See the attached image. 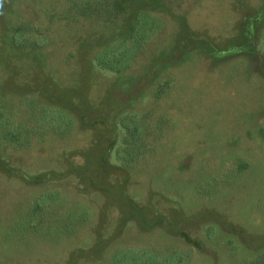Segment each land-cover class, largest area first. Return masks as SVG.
I'll return each mask as SVG.
<instances>
[{
    "label": "rangeland",
    "instance_id": "obj_1",
    "mask_svg": "<svg viewBox=\"0 0 264 264\" xmlns=\"http://www.w3.org/2000/svg\"><path fill=\"white\" fill-rule=\"evenodd\" d=\"M60 1L0 0V102L18 110L29 98L71 117L62 136L0 148V264H109L117 245L189 247L185 264H242L262 250L264 138L256 121L264 118V15L251 38L238 31L243 13L264 0H176L165 31L128 74L92 60L123 26L64 19ZM21 20L46 36L31 52L6 42L5 30ZM205 39L230 51L212 58L200 48ZM163 79L171 85L153 101ZM147 107L173 122L157 152L134 167L101 161L118 117ZM234 154L243 165L233 174L226 164ZM209 179L213 188H204ZM50 189L59 192L57 208L75 215L73 228L57 237L13 234L10 222Z\"/></svg>",
    "mask_w": 264,
    "mask_h": 264
},
{
    "label": "trees",
    "instance_id": "obj_2",
    "mask_svg": "<svg viewBox=\"0 0 264 264\" xmlns=\"http://www.w3.org/2000/svg\"><path fill=\"white\" fill-rule=\"evenodd\" d=\"M176 0H61L60 16L64 19L75 17L90 18L110 23H120L122 31L101 42L92 54L94 65L117 74L131 73L139 67V57L153 47L167 26V17ZM244 3V2H243ZM242 3V4H243ZM171 6V7H170ZM244 6V5H243ZM261 12H258V10ZM246 13V12H245ZM243 13L242 26L238 37L253 36L254 27L264 6L255 8L249 14ZM245 14V15H244ZM6 42L19 52H31L46 41L45 33L30 20H21L5 30ZM4 35V36H5ZM188 37V36H187ZM206 42H200L202 51L209 50L212 58L227 55L230 50H220ZM248 51L249 45H242ZM233 50V49H232ZM250 53V51H249ZM171 81H159L151 93L153 101L164 95ZM27 98L23 109H16L11 102H0V148L20 149L44 139L47 135H64L71 126V117L61 108L38 105ZM173 122L169 115L154 111L151 107L143 110L123 112L115 125V137L109 147L103 150L101 161L109 162L107 156L125 167L144 165L157 152L159 142ZM256 133L264 138V118L256 121ZM226 168L235 173L243 165L240 156L234 154ZM20 172V171H19ZM230 174V173H229ZM40 177V176H39ZM43 177L41 176L40 179ZM40 180L39 178H31ZM216 181H222L221 178ZM213 179L206 181L204 188H213ZM60 195L50 189L37 193L29 204L24 217L10 222L13 234L21 232H43L60 236L71 230L76 217L73 213L57 208ZM186 241L192 240L182 231L178 232ZM189 247L157 248L153 245H117L108 255L109 264H185L190 256ZM242 264H264V248L247 256Z\"/></svg>",
    "mask_w": 264,
    "mask_h": 264
}]
</instances>
